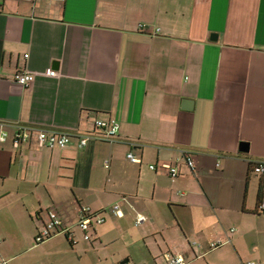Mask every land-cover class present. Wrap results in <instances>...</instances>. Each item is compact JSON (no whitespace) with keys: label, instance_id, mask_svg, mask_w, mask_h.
I'll return each mask as SVG.
<instances>
[{"label":"crops","instance_id":"obj_1","mask_svg":"<svg viewBox=\"0 0 264 264\" xmlns=\"http://www.w3.org/2000/svg\"><path fill=\"white\" fill-rule=\"evenodd\" d=\"M20 71L35 81L16 83ZM107 119L121 124L116 138L85 148L13 143L19 125L86 134ZM1 130L10 135L0 141L8 264L21 257L10 245L28 242L48 245L42 262L14 264H165L168 252L189 264L264 263V176L250 165L264 160V0H0ZM81 206L105 218L92 241L77 226ZM52 209L74 242L59 234L37 244ZM139 213L148 221L137 226ZM240 216L243 234H230ZM28 221L31 241L20 229Z\"/></svg>","mask_w":264,"mask_h":264},{"label":"built area","instance_id":"obj_2","mask_svg":"<svg viewBox=\"0 0 264 264\" xmlns=\"http://www.w3.org/2000/svg\"><path fill=\"white\" fill-rule=\"evenodd\" d=\"M48 76L56 77L57 71L50 68L46 71ZM36 79V76L26 71H20L15 74L14 81L23 87L30 86ZM121 124L116 119L96 120L94 124V132L80 134L79 132L53 130L33 125H19L13 137V143L16 147L23 144L35 142L41 148L49 149H64L70 146L74 140H77L79 148H85L92 140H114L120 130ZM8 131H0V141L7 142L9 140ZM185 161L191 170H195V161L192 157L184 154ZM127 158L134 163H141V159L137 158L133 153H129ZM109 168V161L107 162ZM152 170H157L156 165L150 166ZM162 169L166 170L171 178L176 179L180 175L178 167H173L170 164H163ZM254 171L258 175L264 176V160L256 161ZM260 209L264 211V191L261 195ZM111 213L115 217H123L124 212L120 204H116L110 208ZM148 221V218L143 214H137L136 225L140 226ZM105 218L100 212L94 211L89 206H81L79 209V219L77 226L83 231L84 239L87 241L93 240V231L96 224H103ZM236 229H231L230 234ZM59 234H66L69 241L74 242V234L72 228L66 226L65 221L57 212L52 209L49 211L48 220L36 237L37 244H40ZM3 239L0 238V246L3 244ZM231 243L230 237L225 242H213L212 249H218L224 245ZM165 264H188V258L183 254H175L168 252L164 255ZM0 264H8V260L0 258ZM124 264H136L133 261H127ZM246 264H264L257 261H249Z\"/></svg>","mask_w":264,"mask_h":264},{"label":"rangeland","instance_id":"obj_3","mask_svg":"<svg viewBox=\"0 0 264 264\" xmlns=\"http://www.w3.org/2000/svg\"><path fill=\"white\" fill-rule=\"evenodd\" d=\"M111 165H112L111 162H109V168L111 167ZM105 167L107 168V162L105 164H101L100 168L104 170ZM106 172H107V170H106ZM245 203H246V201H245ZM241 207H242V209H244L245 205L244 206L241 205ZM248 207L253 208V209L256 208V197H255L254 193L250 194V196L248 198ZM242 218H243L242 216L236 217L232 221L228 222L226 227H228L229 229H227V230H231V229L234 228V229H236V231L239 232L238 235H242L243 231H241V230L239 231V228H238L239 220L243 221ZM29 224H31L30 221L24 222L22 225H20L21 226L20 229L22 231L26 232V234L24 235L25 238H27V239H29L31 241L32 237L30 236V234H28V232L30 230L34 229V227H33V225H29ZM0 238L4 239V236L0 234ZM32 242H33V245L36 246V242L34 241V238H33ZM246 242H247V240H246ZM8 245H10V244L6 243V246H8ZM10 246H12L15 249V252L12 250V256H14V255L21 256V257H18V259L16 261L12 262V264H14L15 262L20 261V260H23V261L24 260L27 261L29 259L37 260L38 258H39V262H42V253L45 251V248H47L48 245L44 244V245H41V246H36L33 249H30L31 246H32L31 242H28L26 244L23 243L18 248H16L14 245H10ZM229 246H231V245H229Z\"/></svg>","mask_w":264,"mask_h":264},{"label":"water","instance_id":"obj_4","mask_svg":"<svg viewBox=\"0 0 264 264\" xmlns=\"http://www.w3.org/2000/svg\"><path fill=\"white\" fill-rule=\"evenodd\" d=\"M212 39L213 40H217V35H213L212 36ZM240 152H243V153L249 152V143H247V142L241 143V145H240ZM127 261H129V260L124 261L123 264L126 263Z\"/></svg>","mask_w":264,"mask_h":264},{"label":"trees","instance_id":"obj_5","mask_svg":"<svg viewBox=\"0 0 264 264\" xmlns=\"http://www.w3.org/2000/svg\"><path fill=\"white\" fill-rule=\"evenodd\" d=\"M253 164V165H252ZM251 165V167H255V165H256V161L255 162H253V163H251L250 164ZM264 191V190H263ZM263 193V192H262ZM262 195V194H261ZM260 200H261V196H260ZM263 213H264V211H262ZM212 245V244H211ZM211 248H212V246H211ZM221 248V247H220ZM188 262H189V260H188ZM189 264V263H188Z\"/></svg>","mask_w":264,"mask_h":264}]
</instances>
